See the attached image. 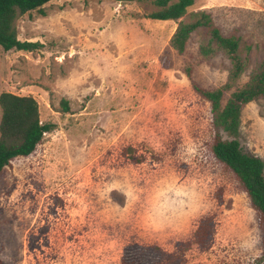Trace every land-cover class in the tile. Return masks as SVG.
Listing matches in <instances>:
<instances>
[{
	"label": "rangeland",
	"instance_id": "1",
	"mask_svg": "<svg viewBox=\"0 0 264 264\" xmlns=\"http://www.w3.org/2000/svg\"><path fill=\"white\" fill-rule=\"evenodd\" d=\"M43 8L17 19L18 38L41 45L0 46V94H32L52 125L0 173L3 264H121L137 244L160 248V264H264L258 215L215 156L211 105L186 74L190 66L213 88L229 59L201 60L199 31L182 53L168 43L190 12L209 11L224 34L251 45L243 84L264 54V0H194L178 19L146 16L153 0ZM239 129L244 149L264 159V98L246 104ZM203 223L211 231L200 244Z\"/></svg>",
	"mask_w": 264,
	"mask_h": 264
},
{
	"label": "trees",
	"instance_id": "2",
	"mask_svg": "<svg viewBox=\"0 0 264 264\" xmlns=\"http://www.w3.org/2000/svg\"><path fill=\"white\" fill-rule=\"evenodd\" d=\"M51 0H0V46L32 50L41 45L37 40L18 38L17 19L26 12L36 9L46 14L43 4ZM156 9L146 16L158 19H178L185 15L194 0H153ZM189 20H180L168 40L169 46L178 53L185 51L194 32H201L203 39L198 45L201 60L222 52L229 59L230 66L226 81L213 88L201 86L192 79L191 67L186 74L192 80L194 89L211 105L212 125L215 135L213 152L219 160L234 171L241 187L246 191L250 204L255 209L262 229L264 262V159L244 149L239 140L241 111L251 100L264 98V54L255 62L248 79L240 84V76L250 66V44L240 45V37L224 34L215 23L211 13L199 9L189 13ZM227 93L228 96H227ZM63 111H68V100L62 99ZM39 102L32 94H18L12 91L0 94V173L10 161L19 155H28L41 140L44 131L52 129L51 124L39 118ZM211 228L203 223L197 230L200 244L210 238ZM163 251L150 245H128L124 249L121 264H160L158 258ZM0 264H3L0 259Z\"/></svg>",
	"mask_w": 264,
	"mask_h": 264
}]
</instances>
